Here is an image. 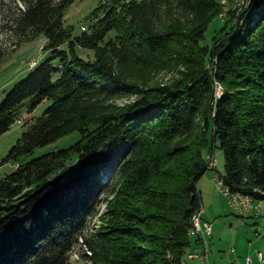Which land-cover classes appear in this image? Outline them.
I'll use <instances>...</instances> for the list:
<instances>
[{"label":"trees","instance_id":"1","mask_svg":"<svg viewBox=\"0 0 264 264\" xmlns=\"http://www.w3.org/2000/svg\"><path fill=\"white\" fill-rule=\"evenodd\" d=\"M76 1L4 8L6 35L47 41L43 60L0 101V137L28 124L8 158L75 132L81 139L0 178V264H72L79 240L93 264H184L210 146L219 142L216 177L230 194L264 200V0L227 9L217 0H107L90 32L74 35L65 14ZM5 59L0 46V70ZM170 63L184 71L168 85L129 76ZM127 96L138 98L115 103ZM103 194L112 197L104 224L90 228Z\"/></svg>","mask_w":264,"mask_h":264},{"label":"rangeland","instance_id":"2","mask_svg":"<svg viewBox=\"0 0 264 264\" xmlns=\"http://www.w3.org/2000/svg\"><path fill=\"white\" fill-rule=\"evenodd\" d=\"M17 2V1H16ZM107 0H78L66 11L65 25L67 28L74 29V35H80L83 31L90 32L89 25L91 24V15L95 9L102 7L100 10H105L108 6ZM225 9L231 4L238 7L246 6L247 0H217ZM19 7L20 3L17 2ZM106 4V5H105ZM100 5V6H99ZM105 5L106 7L102 6ZM7 7L9 13L16 8L12 0H0V46L6 53V59L0 70V101H2L13 86L20 80L26 77L31 69L30 65L33 61L39 63L46 56L43 48L46 47V38L40 35L28 41H22L17 36L6 35L1 27L4 19V8ZM263 7L253 8L255 14L261 13ZM174 11V10H173ZM220 19L215 20L208 31L212 33L220 27L225 20V12L221 14ZM256 16L254 17V19ZM96 21L93 20V23ZM70 26V27H69ZM87 60H94L93 53H85ZM183 65H175L173 63L163 65L154 70H144L141 67L138 71L135 68L130 71V78L142 87L149 86H164L173 83L180 79L183 73ZM221 89V88H220ZM137 96H127L117 100L115 103L119 106L131 105L136 101ZM29 100L24 105V111L27 112ZM1 103V102H0ZM49 102L40 104L34 111V123L38 118L43 116ZM28 130V124L16 123L10 131L0 137V178L7 174H11L20 165L26 164L33 158L40 157L47 153L67 149L81 139L78 132L59 139L58 141L42 148H38L30 155L20 156L17 159H9L11 149L17 144L18 140L23 136V133ZM216 146V147H215ZM215 146H210L207 150L209 165L214 163L213 169H209L206 174L198 182V190L201 196V207L203 214L201 223H211L213 225L212 234L207 237L209 243L208 264H245L247 257L252 258L254 264L257 263L258 253L261 252L264 256V216L257 217L256 214H239L235 211L230 203L229 198L223 192H220L216 184V175L224 173V156L218 148L219 142ZM212 150V153L210 154ZM101 177V176H100ZM112 199L107 194L101 197V204L98 207V214L89 220V227L96 228L104 224V216L109 207L108 202ZM251 212V211H250ZM264 214V211H263ZM198 237H191L190 253L193 254L199 248L197 243ZM80 245H76L72 253V264H93L89 258L92 256L90 251L83 247L82 241ZM199 253L201 250L198 251ZM184 264H202L198 259H188Z\"/></svg>","mask_w":264,"mask_h":264},{"label":"built area","instance_id":"3","mask_svg":"<svg viewBox=\"0 0 264 264\" xmlns=\"http://www.w3.org/2000/svg\"><path fill=\"white\" fill-rule=\"evenodd\" d=\"M86 28H83L85 32ZM36 66V61L33 62L30 67ZM214 167V163L210 164V168ZM217 188L220 192H223L229 198V203L231 207L240 214H245L250 211H254L257 217H263L264 211V200L255 201L252 197L242 196V195H232L229 190L225 188L222 180L216 177ZM203 209H200L193 217V228L191 231L192 235L198 236L199 248L193 254L188 255V259H198L202 264H208V253H209V243L207 237L212 234L213 225L211 223L205 222L201 223ZM201 250L199 253L198 251ZM257 261L259 264H264V256L261 252L258 253ZM245 264H253V260L250 257L245 259Z\"/></svg>","mask_w":264,"mask_h":264},{"label":"crops","instance_id":"4","mask_svg":"<svg viewBox=\"0 0 264 264\" xmlns=\"http://www.w3.org/2000/svg\"><path fill=\"white\" fill-rule=\"evenodd\" d=\"M255 214V212L254 211H251V212H248V213H245V214ZM257 263H258V261H257ZM253 264H254V261H253ZM259 264V263H258Z\"/></svg>","mask_w":264,"mask_h":264},{"label":"water","instance_id":"5","mask_svg":"<svg viewBox=\"0 0 264 264\" xmlns=\"http://www.w3.org/2000/svg\"><path fill=\"white\" fill-rule=\"evenodd\" d=\"M260 7L262 8V7H263V5H260Z\"/></svg>","mask_w":264,"mask_h":264}]
</instances>
